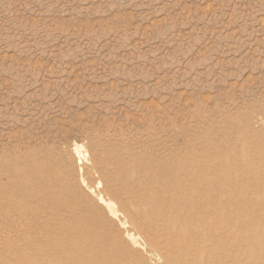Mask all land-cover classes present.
Wrapping results in <instances>:
<instances>
[{"label":"rangeland","instance_id":"rangeland-1","mask_svg":"<svg viewBox=\"0 0 264 264\" xmlns=\"http://www.w3.org/2000/svg\"><path fill=\"white\" fill-rule=\"evenodd\" d=\"M116 158L150 176L143 235L118 220ZM1 169L0 264H162L149 244L171 264H264V0H0Z\"/></svg>","mask_w":264,"mask_h":264},{"label":"bare ground","instance_id":"bare-ground-1","mask_svg":"<svg viewBox=\"0 0 264 264\" xmlns=\"http://www.w3.org/2000/svg\"><path fill=\"white\" fill-rule=\"evenodd\" d=\"M127 150V149H126ZM121 152V151H120ZM123 153V152H122ZM129 153V152H128ZM123 154H127V153H123ZM131 155H132V153H131ZM117 156H119V154L117 155ZM117 156H115V157H117ZM125 156V155H124ZM123 157V156H122ZM132 158V157H131ZM119 159V158H118ZM132 159H134V158H132ZM116 161L113 163L112 162V164L114 165L115 164V168L113 169L114 171H115V169H116V174H114L113 176H109V177H105V176H102V175H100L99 177H97L98 179H97V181H98V183H99V185L101 186V187H103V188H105L106 189V185L108 184H112V185H119V188H121L120 190H118V191H121L120 192V194L121 193H123V194H125V195H130L131 196V199L129 200V201H131V203L133 204V209H132V211H130L129 209H126V208H121V209H117L116 207H115V210L117 211V212H119V219L118 220H120V221H122V223H124V224H126L127 226H129V228L132 230V231H135L137 234H139V235H143L142 233L144 232H142V227L141 226H145V227H147L148 229H149V231H151V227H150V225H149V221H153V217H152V212H148L147 211V205H149V206H151L152 207V209L153 208H155V206H157L158 205V199L156 198V196H154V194L152 195H148L150 198H148V199H146L147 197L143 194V192H140L143 188H146V189H148V188H150V187H148V183L147 182H145L146 180H148L149 178H150V176H148V175H145V176H142L139 180H136V179H131V175L133 174V172H135V171H140V169H141V167L143 166V165H137L134 161H132V160H130V158H128V159H122V158H120V160H117V158L115 159ZM25 161V160H24ZM30 162V161H29ZM41 162V161H40ZM39 162V163H40ZM98 162L97 161H93L92 162V168H94L95 169V167H96V164H97ZM29 164V163H28ZM104 165H105V163H103ZM6 165V164H5ZM42 166L44 165V163L43 164H41ZM111 165V164H110ZM99 166H101V165H99ZM26 167V166H25ZM107 167H108V164H107ZM110 167V166H109ZM24 168V167H23ZM43 168H44V166H43ZM160 168H162V167H160ZM45 169H47V168H45ZM108 169V168H107ZM32 170V169H31ZM30 170V171H31ZM105 169H103V171H104ZM4 171V170H3ZM2 169L0 170V175L2 174ZM6 172H3V174H5V176H7L11 181H12V183L11 184H15V185H17V186H14V188L15 189H21L22 188V186L24 185V183H28V182H26L27 180H28V178H27V172H28V170L26 171V170H23L22 168H20V167H17V166H15V167H12V168H10V169H6L5 170ZM110 171V173L112 174L113 172L111 171V170H109ZM167 171L168 170H166V174H167ZM107 172V171H106ZM33 173H35V176H38V180L39 181H36V183H38L37 184V187L38 188H43V184H42V181H41V179H42V171L40 170V168H39V165H35L34 166V169H33ZM108 174H109V172H107ZM79 174V173H78ZM165 174V175H166ZM106 175V174H105ZM87 176H89V174L87 173ZM91 176V175H90ZM90 176H89V178H90ZM79 177V176H78ZM152 177V176H151ZM8 179V180H9ZM50 179V178H49ZM108 180V182L110 181V183H107V180ZM40 182H41V184H40ZM44 183H45V181H43ZM49 182H50V180H49ZM48 184V183H47ZM50 184V183H49ZM75 184V183H74ZM33 185V184H32ZM107 185V186H108ZM13 186V185H12ZM45 186H46V184H45ZM55 186V185H54ZM151 186V185H150ZM33 187V186H32ZM36 187V188H37ZM76 187V186H75ZM75 187H73V188H75ZM37 188V189H38ZM48 188V187H47ZM102 189V188H101ZM131 189V190H130ZM150 189H152V188H150ZM14 190V189H13ZM32 190V189H31ZM38 190H40V189H38ZM42 190V189H41ZM76 190V189H75ZM136 190V191H135ZM16 191V190H15ZM15 191H13V193L15 192ZM49 191V190H48ZM65 191H68V190H65ZM80 191V190H79ZM51 192V191H50ZM59 192H60V190H59ZM58 191L56 192V193H59ZM61 192H62V190H61ZM103 192V191H102ZM115 192V191H114ZM13 193H11V194H13ZM69 193V192H68ZM76 194V193H75ZM115 194V193H114ZM175 194V193H174ZM82 195V194H81ZM119 195V194H118ZM167 195V194H166ZM177 195V194H176ZM195 195V197H196V199H204V200H206L205 199V197L204 196H202V195H200V194H198V195H196V193L194 194ZM54 196V195H53ZM52 196V197H53ZM65 196V195H64ZM175 196V195H174ZM56 197V196H55ZM61 197V196H60ZM77 197V196H76ZM87 197V196H86ZM85 197V198H86ZM110 197V196H109ZM120 197L121 196H119V199H120ZM124 197V196H123ZM158 197H159V195H158ZM32 198V197H31ZM30 198V199H31ZM71 198V197H70ZM73 198H74V195H73ZM84 198V197H83ZM116 198H118L117 197V195H116ZM164 198V197H163ZM171 198V197H170ZM173 198V197H172ZM170 199V201H169V199H168V201L170 202L169 203V205H168V209H167V211H166V220H168V218L170 219V221L173 223V224H179L180 225V228L181 227H185L184 226V224H180V222H178V220H177V217H178V214H180V207L178 208V206H175V204H174V200L176 201L177 200V196H176V198L173 200V199ZM206 198H209V196L208 197H206ZM49 199V198H48ZM102 199V198H101ZM10 200V199H9ZM13 200H14V198H13ZM33 200V199H32ZM44 200L46 201L47 199H45L44 198ZM81 200H83L82 199V197H81ZM81 200H80V202H81ZM43 201V200H42ZM53 201V200H52ZM78 201V200H77ZM87 201H89V199L87 200ZM87 201H85L86 202V204L85 205H91L90 204V202H87ZM103 201V200H102ZM167 201V202H168ZM183 201V200H182ZM207 201V200H206ZM39 202V201H38ZM180 202V201H179ZM194 202V201H193ZM201 202V201H200ZM203 202V201H202ZM37 203V202H36ZM42 203V202H41ZM43 203H45V202H43ZM42 203V204H43ZM83 203V202H82ZM104 203V202H103ZM195 203V202H194ZM193 203V204H194ZM207 203H208V201H207ZM40 204V203H39ZM53 205H55V206H57L56 208H58V206H63V207H65V208H69L70 206H76V204L78 205V202H69V201H56V202H53L52 203ZM178 204H180V203H178ZM177 204V205H178ZM209 204V203H208ZM18 205V204H17ZM105 205H106V207H107V209L108 210H111L113 207H111V204L109 203V202H106L105 201ZM114 205V204H113ZM42 206H44V204L42 205ZM95 206V207H94ZM94 206H92V207H94L95 209H96V205H94ZM146 206V207H145ZM41 206L39 205V208H40ZM77 207V206H76ZM85 207V206H84ZM87 207H89V206H87ZM51 208H53V207H51ZM60 208V207H59ZM79 208V207H78ZM149 208V207H148ZM85 209H87V208H85ZM25 210V209H24ZM38 210V208L35 210V213H36V211ZM44 210V209H43ZM69 210V209H68ZM87 210H89V208L87 209ZM97 210V209H96ZM163 209H157L156 210V213H157V215H159L160 217H161V215H163V211H162ZM38 212V211H37ZM44 212V211H43ZM79 212V211H78ZM82 212H83V210H82ZM98 212H100L101 213V216L99 217V218H96V217H94V218H92L91 217V222H92V224L94 225V226H113V220H112V218H110L109 216H107V214L105 213V211H104V209L103 208H101V207H99V209H98ZM34 213V214H35ZM81 213V212H80ZM31 214V213H30ZM86 214V213H85ZM168 214V215H167ZM33 215V214H32ZM59 215V214H58ZM69 216H71V214L69 215ZM78 216V215H77ZM153 216H154V214H153ZM71 218V217H70ZM73 219H74V217H72ZM76 218V217H75ZM84 218H87L88 219V217L86 216V217H84ZM79 219V218H78ZM90 219V218H89ZM163 219H164V217H163ZM75 220V219H74ZM85 220V219H84ZM84 220H82V221H84ZM86 221V220H85ZM157 221V220H156ZM52 222V221H51ZM79 222V221H78ZM158 222V221H157ZM89 223V222H88ZM160 223V222H159ZM168 223V222H167ZM171 223V224H172ZM101 224H103V225H101ZM157 224V223H156ZM152 225V224H151ZM164 225V224H163ZM168 225V224H167ZM156 226V225H155ZM154 226V227H155ZM187 226V225H186ZM67 228H69L68 226H67ZM158 228V227H157ZM156 228V229H157ZM161 228H163L162 226H161ZM160 228V229H161ZM166 228H167V226H166ZM172 228V227H171ZM178 228V227H177ZM205 228V227H204ZM145 229V228H144ZM143 229V230H144ZM159 229V228H158ZM69 230L70 231H73V232H75L76 231V227L75 226H71L70 228H69ZM154 231H155V228L153 229ZM170 230H172V229H169V231ZM179 230V229H178ZM124 231V230H123ZM87 232V231H86ZM119 232V231H118ZM122 232V231H121ZM171 232V231H170ZM180 232H181V230H180ZM83 233V232H82ZM90 233H91V235H95V234H99V231H97V229H95V227H94V229L92 228V231H90ZM90 233L88 234V235H90ZM115 233V232H114ZM182 233V232H181ZM117 234V233H116ZM120 234V233H119ZM133 234V233H132ZM186 234V233H185ZM99 235H101V234H99ZM102 235H103V233H102ZM182 235V234H181ZM112 236L113 237H117V238H119V239H122V238H120V237H118L117 235H115V234H112ZM131 237H134V236H132V235H130ZM168 236V235H167ZM156 241V240H155ZM172 243V242H171ZM147 244H149L148 242H147ZM164 244V243H163ZM149 246H151V249L153 250L152 251V253H154L155 254V256L158 258V260L161 258V259H163L162 261V264H171V263H169V261H167V260H165L164 261V258H162V254L159 252V250L160 249H157V246H156V244H153V245H150L149 244ZM66 249H68V247L67 248H64V250H66ZM64 253H65V255H66V257L68 258V259H71V261H72V264H89V262H92V263H96L95 261H92L91 259L93 258V257H91V256H89V254L90 253H87V254H84V255H81V256H79L78 254H74V256H70V254H69V252H68V250H66V251H64ZM135 254V253H134ZM156 259V258H155ZM111 260H114L113 259V257L111 256V257H108L105 261H109V262H111ZM157 260V259H156ZM130 262H132V263H134V264H149L148 262H147V260L143 257V256H141V254L140 253H137V254H135V255H133L132 256V258L129 260ZM138 261V262H137ZM112 263V262H111ZM161 263V262H160ZM103 264H105L104 262H103Z\"/></svg>","mask_w":264,"mask_h":264}]
</instances>
